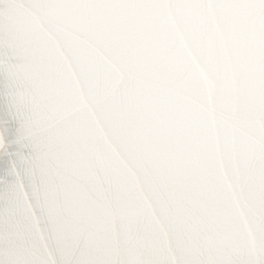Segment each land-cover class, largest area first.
<instances>
[{"label":"water","instance_id":"95a60500","mask_svg":"<svg viewBox=\"0 0 264 264\" xmlns=\"http://www.w3.org/2000/svg\"><path fill=\"white\" fill-rule=\"evenodd\" d=\"M5 163L0 264H264V0H0Z\"/></svg>","mask_w":264,"mask_h":264},{"label":"snow or ice","instance_id":"6c2138e0","mask_svg":"<svg viewBox=\"0 0 264 264\" xmlns=\"http://www.w3.org/2000/svg\"><path fill=\"white\" fill-rule=\"evenodd\" d=\"M9 151L11 152V151H13V149L10 148ZM4 159H5V161H7L9 159V157H5ZM11 159H15V157H11ZM7 170H8V165H7V163H5L4 167L0 168V173L6 174ZM5 179L8 181H11L13 179V177L5 175Z\"/></svg>","mask_w":264,"mask_h":264}]
</instances>
